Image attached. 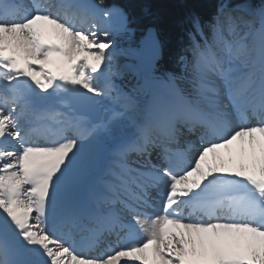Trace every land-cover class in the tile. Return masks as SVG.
I'll use <instances>...</instances> for the list:
<instances>
[{"label": "snow or ice", "instance_id": "snow-or-ice-1", "mask_svg": "<svg viewBox=\"0 0 264 264\" xmlns=\"http://www.w3.org/2000/svg\"><path fill=\"white\" fill-rule=\"evenodd\" d=\"M114 17L128 31L108 0H0V264H264V0L187 16L189 90L148 27L171 95L94 120L77 106L121 99L102 84ZM101 142L106 210L67 214Z\"/></svg>", "mask_w": 264, "mask_h": 264}, {"label": "trees", "instance_id": "trees-1", "mask_svg": "<svg viewBox=\"0 0 264 264\" xmlns=\"http://www.w3.org/2000/svg\"><path fill=\"white\" fill-rule=\"evenodd\" d=\"M123 8L128 14V26L138 31L141 36L145 30L154 26L160 35L163 53L159 60L162 70L178 75L184 54L186 18L191 12L198 13L203 20L211 18L218 0H108ZM233 3L242 0H232ZM258 5L259 0H253ZM160 76L159 72H154Z\"/></svg>", "mask_w": 264, "mask_h": 264}, {"label": "rangeland", "instance_id": "rangeland-1", "mask_svg": "<svg viewBox=\"0 0 264 264\" xmlns=\"http://www.w3.org/2000/svg\"><path fill=\"white\" fill-rule=\"evenodd\" d=\"M118 36H119V38H117ZM140 36H141V34L138 31H136L135 29L129 27L128 31H123L121 33L114 32V35L111 37L114 40V49L113 50H114V52L119 54L118 56H113L112 62H111L110 66L108 68V71H107L108 72L107 73L108 74V78L110 80L111 85L112 84H117L120 87V90L117 91V94L115 96H113L114 98L117 97V96H119L120 98L126 97L127 93L125 92V90L123 88H126L127 90L128 89H132L134 91L135 90H139L140 93L141 92L144 93V91L146 89H149L150 90V94H153L151 86L148 87L147 84H144V83L136 84V80L139 79V75L135 76V75L131 74V75L128 76L129 72H128L127 66L128 65L130 66V63L128 62V58H126L127 61H125L124 63H119V61H118V58L120 57L122 51H123V56H125V57H127L125 55V53L131 54V53H133L134 50H137L140 53V49L139 48H140V44H141V41H142V40H140L141 39ZM113 50H111V51H113ZM140 58H141V55H139V57L135 58L136 59V60L134 59L135 61L134 60H131V61H133L134 63H138ZM184 77L185 76L181 77V80L183 82L186 81V78H184ZM152 98H153V96H152ZM105 99L109 102L106 105V107H101V108L105 109V111H107L108 105L111 104V100H114V102H115V104L117 106H121L123 103H125V102H122V100L120 101V99L119 100H117V99H108V98H105ZM99 100L101 102V98H99ZM135 106L137 108H139L138 105L135 104ZM147 106H148L149 110L152 109L151 105H150V108H149V104ZM147 106H145V107H147ZM103 109H102V112H103L104 118L111 114V109L110 108H108V111L106 113H104ZM101 144H102V142L98 146H101ZM104 146L109 148V145H108L107 142H104ZM102 148H103V146H102ZM107 160L109 161V153H108V156H107ZM90 172H91V166H89V167H87L85 169V173H87L89 175L88 178L92 177L95 174V171H92L91 173ZM81 179L84 181V177L81 178ZM159 200L160 199H157L156 202H155V206H156L157 209L156 208L155 209H150L149 210L150 212H152L154 214L155 213L157 214V213H159L161 211L162 201L161 200L159 201ZM158 201H159V203L157 204Z\"/></svg>", "mask_w": 264, "mask_h": 264}, {"label": "bare ground", "instance_id": "bare-ground-1", "mask_svg": "<svg viewBox=\"0 0 264 264\" xmlns=\"http://www.w3.org/2000/svg\"><path fill=\"white\" fill-rule=\"evenodd\" d=\"M24 2L27 3V0H24ZM109 23H111V30H109V31H111L113 33L114 32H119V33L123 32V30H121V28L119 26V22L116 20L115 17L111 21H109ZM128 28H129V26H128ZM117 38H119V36ZM125 55L127 57L124 56V59L128 58V62L130 63V66L129 65L127 66L128 72H131L132 74L133 73L135 74V72H137V70H136L137 69V63H134L131 60H134L135 58L139 57L140 53L137 50H134L133 53H131V54L125 53ZM153 77L154 76H145L144 80L142 82H144L146 84H149L150 79L153 78ZM176 84L179 86L180 85V81L177 80ZM151 88L153 90L161 88L160 89L161 92L167 94L168 96H170L171 93H172V87L170 85L166 84L165 82H163V80L162 81H160V80L156 81L153 84V86H151ZM62 95L67 96V94H62ZM152 96H153V98H152ZM152 96L149 98V108H150V105L153 107V101L158 97L156 92L155 93L153 92ZM127 101L131 102L129 100V98L127 99ZM108 103L109 102L105 98H101V102L98 104L99 108L106 107V105ZM131 103L134 104V102H131ZM56 106H58L57 108H59L58 104ZM150 111L151 110H149L148 106H147V107H145L143 109L142 112L147 115V114L150 113ZM101 149H102V146H97L95 148V150H94L95 151V162L91 165V172L92 171H96V173L93 175V178L91 180L89 179L90 181L88 180L89 181L88 182L87 179H88L89 175L87 173H85V171H84L83 176H82V178L84 177V181L82 179L80 180L78 188H77V190H76V192H75V194H74V196L72 198V201L65 208V212H66V210H68L72 206H76L78 208L79 207L78 204L80 202L83 203L84 205L89 203V202H92L93 197H95V195L97 194L98 184L95 182V180L101 177V173H102V170H103L99 166V160H98V156H99V153H100ZM194 155L195 154H193V159H194ZM106 163L108 165V160L106 161ZM103 173L106 175V169L104 170ZM159 201L157 202V204L159 203ZM155 208H156V206L153 209H155ZM157 214H159V213H157Z\"/></svg>", "mask_w": 264, "mask_h": 264}, {"label": "water", "instance_id": "water-1", "mask_svg": "<svg viewBox=\"0 0 264 264\" xmlns=\"http://www.w3.org/2000/svg\"><path fill=\"white\" fill-rule=\"evenodd\" d=\"M150 27H154V26H150ZM156 28V27H154ZM157 29V28H156ZM158 31V30H157ZM161 40V39H160ZM162 44V43H161ZM140 55H141V58L139 59V63H138V69L143 72L144 75H150L153 73V67H152V54L150 51H148L142 44H140ZM162 53H163V48L161 50V56H162ZM95 100H97V98H94ZM83 106H86L83 107ZM93 109L96 111V114H95V120H99L101 119V116L99 113H97V105L96 103H89V104H86V105H82V106H77V110L80 112V113H84V114H88V115H92L91 112L89 111V109ZM106 154H107V150H105V152L103 153L102 155V165L105 166L106 165V161H105V157H106Z\"/></svg>", "mask_w": 264, "mask_h": 264}]
</instances>
